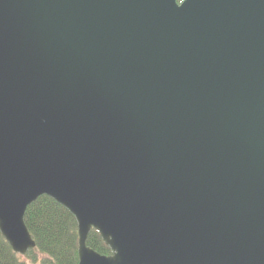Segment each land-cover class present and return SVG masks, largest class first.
I'll return each mask as SVG.
<instances>
[{
	"label": "water",
	"instance_id": "water-1",
	"mask_svg": "<svg viewBox=\"0 0 264 264\" xmlns=\"http://www.w3.org/2000/svg\"><path fill=\"white\" fill-rule=\"evenodd\" d=\"M177 1L0 0L15 254L47 196L76 221L77 264H264V0Z\"/></svg>",
	"mask_w": 264,
	"mask_h": 264
},
{
	"label": "trees",
	"instance_id": "trees-1",
	"mask_svg": "<svg viewBox=\"0 0 264 264\" xmlns=\"http://www.w3.org/2000/svg\"><path fill=\"white\" fill-rule=\"evenodd\" d=\"M24 222L35 248L25 256L15 254L0 233V264L78 263L77 224L65 208L47 196L39 197L27 207ZM86 244L100 255L112 254L94 230L89 233Z\"/></svg>",
	"mask_w": 264,
	"mask_h": 264
}]
</instances>
